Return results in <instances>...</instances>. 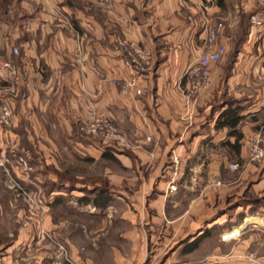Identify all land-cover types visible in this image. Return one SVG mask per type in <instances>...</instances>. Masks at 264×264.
Returning <instances> with one entry per match:
<instances>
[{
    "label": "crops",
    "instance_id": "1",
    "mask_svg": "<svg viewBox=\"0 0 264 264\" xmlns=\"http://www.w3.org/2000/svg\"><path fill=\"white\" fill-rule=\"evenodd\" d=\"M219 2L0 0V57L29 67L16 94L5 93L0 81V110L8 113L2 121L0 111L8 126L0 142L26 145L33 159L58 169L61 143L88 166L83 197L104 190L111 198L104 210L81 204L90 208V222L104 226L83 230L90 241L83 251L66 237L62 245L75 264H99L97 254L107 264H252L264 246V206L255 210L247 199L264 189V169L248 163L258 121L247 122L264 113V28L252 24L256 0ZM217 22L224 24L219 42L226 53L212 66L210 86L190 94L183 73L205 50L206 27ZM122 41L150 52L139 78L142 96L120 93L130 78ZM229 103L243 117L237 152L228 128H215ZM100 117L120 130L126 146L79 135V125ZM172 154L184 162L173 192ZM95 166L98 175L90 172ZM208 176L223 185L206 186ZM40 220L52 235L51 217ZM33 223L0 248V264H67Z\"/></svg>",
    "mask_w": 264,
    "mask_h": 264
},
{
    "label": "rangeland",
    "instance_id": "2",
    "mask_svg": "<svg viewBox=\"0 0 264 264\" xmlns=\"http://www.w3.org/2000/svg\"><path fill=\"white\" fill-rule=\"evenodd\" d=\"M2 36L4 35L0 33V40ZM5 58L7 59V57ZM3 96L8 97V95ZM253 119L258 121L257 126L254 127V131L261 133L264 137V113L260 114V116L255 115L250 117L247 122ZM110 124L122 135L118 128L111 122ZM0 126V130L3 133L8 129V126L4 123L0 124ZM79 135L85 137L80 132ZM55 136L56 138H60L62 134L57 132L56 134L54 133ZM122 136L125 138L124 135ZM125 140L127 139L125 138ZM57 146L60 149V153H57V156H60L58 157V161H56L59 169L55 166L53 155L51 159L54 166H51V164H45L41 159H33L31 154L28 153L26 145H15L9 140L0 142V248L9 243L11 236L15 235L18 228L23 226L27 221H36L31 226L38 230L43 240L42 242L51 243L53 247L57 248L56 244H54V225H56L58 227L56 232L60 234H58L60 237L57 236L55 238L57 242L64 245L66 237H69L72 243L78 246L80 250L87 248L88 243H90L88 239H85L83 230L94 231L104 226L97 220L90 222L87 218L90 208H84L78 202V199L83 197L82 190L84 189H82V185L87 182L88 166L82 163L81 160L74 159L71 155L72 151L61 143L57 144ZM16 147L19 149H13ZM24 152H27L30 156L29 165L31 171L28 173L21 171L15 158H13L14 153L21 155ZM248 163L264 169V159L259 163H252L248 159ZM236 170H238V167ZM90 172L98 175V166L90 169ZM84 176L85 179H83ZM58 198H60V202H55ZM247 199L252 204V208L255 210L260 209V207L264 206V189L258 192H250ZM44 215L51 217L53 231H50L52 235H48L53 241L47 237H43L46 232L42 231L40 218ZM113 233L111 229L109 231L111 237H113ZM103 243L105 244L106 242L103 241ZM256 253L264 255V246L260 251H256ZM257 254H255L256 258L259 256ZM97 255L94 258L99 264H107L108 257L105 254H102V256Z\"/></svg>",
    "mask_w": 264,
    "mask_h": 264
},
{
    "label": "built area",
    "instance_id": "3",
    "mask_svg": "<svg viewBox=\"0 0 264 264\" xmlns=\"http://www.w3.org/2000/svg\"><path fill=\"white\" fill-rule=\"evenodd\" d=\"M155 0H140L143 3H151ZM257 13L252 17V24L258 27L264 28V0H256ZM224 31V24L217 22L213 25L206 27V36L204 38L205 50L198 58V60L191 66L187 67L183 76L186 79L187 89L190 94H195L207 89L211 84L212 66L217 64L222 56L226 53V46L219 42L220 35ZM119 45L127 50L129 57V71L130 78L123 80L120 84V93L122 95H133L136 97L142 96L143 91L139 84V78L147 70V66L150 63V52L144 45H138L134 43L120 42ZM11 53L15 57H19V50L13 48ZM29 77V67L26 64L15 63L11 59H3L0 57V81L6 84L3 89L5 93L16 94L17 91L26 84ZM2 120L5 121V117L8 113L2 109ZM79 132L81 135L98 139L105 142H116L118 145L126 146L127 142L125 138L120 135L116 129L110 124L109 120L100 117L93 120L90 123L79 126ZM17 165L24 173L31 171L29 165L30 156L27 152L21 155L13 154ZM248 159L252 163H259L264 159V137L261 133L253 135L248 146ZM170 182L169 191H176V184L182 180L184 176V162L176 157L174 154L170 157ZM230 170H236L237 165H231ZM223 185L216 176H208L206 179V186L221 187ZM232 234H228L222 237L223 240L230 239ZM43 237H47L53 241V239L44 233ZM54 244L61 253V256L65 263L75 264L71 259L67 249L59 244L54 239ZM252 264H264L263 260L256 257L251 258Z\"/></svg>",
    "mask_w": 264,
    "mask_h": 264
},
{
    "label": "trees",
    "instance_id": "4",
    "mask_svg": "<svg viewBox=\"0 0 264 264\" xmlns=\"http://www.w3.org/2000/svg\"><path fill=\"white\" fill-rule=\"evenodd\" d=\"M217 1L218 3H220L219 1L221 0ZM242 120L243 117L240 115V108L238 106L233 105V103H229L227 108L219 114L215 126L216 129L228 128V135L235 136L236 141L233 145V148H235L236 152L239 148V141L242 139V134L238 132L237 127ZM92 196V199H90L89 197H82L78 200V202L80 204L93 202L94 206L97 209L104 210L111 200L109 194L104 190L96 191L93 193ZM55 202H60V198L56 199ZM196 245L197 242H194L192 244V247L194 248Z\"/></svg>",
    "mask_w": 264,
    "mask_h": 264
}]
</instances>
